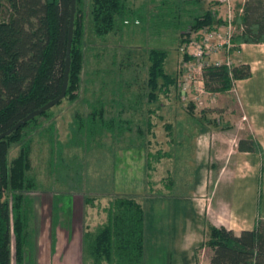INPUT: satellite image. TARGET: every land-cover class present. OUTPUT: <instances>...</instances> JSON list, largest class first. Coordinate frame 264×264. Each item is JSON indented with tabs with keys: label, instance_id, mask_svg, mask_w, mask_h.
<instances>
[{
	"label": "rangeland",
	"instance_id": "1",
	"mask_svg": "<svg viewBox=\"0 0 264 264\" xmlns=\"http://www.w3.org/2000/svg\"><path fill=\"white\" fill-rule=\"evenodd\" d=\"M123 1L126 8L123 21L126 20L127 24L118 19L115 31L101 39L91 33L88 0H82L85 16L78 97L74 101L62 100L59 105H53L49 117L41 120V126L30 137L27 176L33 180L34 187L26 192L31 203L27 207V244L21 264H36L35 254L40 252L30 248L41 243L51 244L53 250L50 254L59 257L50 259L48 264H77L74 259L78 258V236L85 228L93 229L104 219L101 207L114 195L130 196L141 202L148 212L147 230H155L152 204L148 198L166 191L165 184L170 178L174 182L168 189L171 196L190 193V183L196 175L195 168H191L192 163L194 166V137L199 128L208 132L210 137L213 133L207 194L213 191L215 201L230 188L227 182L232 161L227 148L231 138L239 135L233 123L240 120V135L248 131L247 117L243 116L239 106L241 86L237 85L236 89L234 83L230 90L214 91L209 84L205 94L200 96L199 104L182 99L175 89H170L166 95L158 94L153 103L146 102L144 97L147 91L144 85L147 50H165L164 67L166 72L173 74L181 58L178 50L180 33L189 26L192 17L210 10L221 19L224 6L218 0ZM232 2L234 11L238 3L247 9L250 21L263 18L264 23V0ZM251 49L264 50V44ZM236 55H230L233 65L238 63ZM260 65L264 67L262 61ZM255 78L256 74L250 86L253 83L258 91L256 97L250 98L264 104V80L258 82ZM188 103L192 105L190 115L186 110ZM100 104L102 118L119 121L120 127L115 122L113 128L121 132L115 135V132L102 129L85 139L75 130L73 116H83ZM155 106L157 109L147 112L148 108ZM200 116L205 122L197 120ZM147 118L151 124L150 134L145 131ZM164 121L173 126L172 138L179 146L168 141ZM226 130L229 132H224ZM17 150L18 144L10 146L8 160L16 155ZM157 151L174 156L170 160L163 157L158 163L150 159L152 167L145 172L144 155H153ZM224 165L225 168L220 170ZM219 170L222 179H218L214 186L212 182ZM161 178L164 180L160 183ZM261 179L263 197L264 170L260 167L257 172V204ZM84 198L90 199L91 205L84 204ZM80 253L82 264H86L82 246Z\"/></svg>",
	"mask_w": 264,
	"mask_h": 264
},
{
	"label": "trees",
	"instance_id": "2",
	"mask_svg": "<svg viewBox=\"0 0 264 264\" xmlns=\"http://www.w3.org/2000/svg\"><path fill=\"white\" fill-rule=\"evenodd\" d=\"M69 2L0 0V132L58 94L64 67ZM88 5L91 33L98 38L115 31L118 19L123 22L126 12L123 0H88ZM239 7L240 4H235L233 24L236 28L242 26V29L234 35V45L264 44L263 18L250 21L247 9L242 7L241 13H238ZM84 16L82 0H75L67 84L64 96L55 105L62 100L74 101L78 97L83 64ZM219 22L220 18L206 10L195 14L180 34ZM236 47L229 52L233 53L238 49ZM166 55L163 49L150 48L146 52L144 85L147 91L144 97L148 103L155 102L158 94L166 95L170 89L176 90L178 68L173 74L166 72ZM249 76L246 64L233 65L229 71L224 67L209 68L206 85L211 84L214 91H227L233 87L234 81ZM187 105L186 110L191 114L192 105ZM50 108L0 139V264H10L11 257L16 264L22 259L30 203L26 192L34 187L33 180L27 176L29 142L31 135L41 126V120L49 117ZM150 110L153 109L148 108L147 112ZM115 122L120 127L119 121L102 118L101 104L97 108L92 107L83 116H73L75 130L85 139L102 129L118 135L121 131L114 130ZM163 125L168 135L171 124L164 121ZM150 130L147 118L145 131L150 134ZM12 144H18V150L8 160ZM236 149L255 152L262 158L261 147L251 135L238 139ZM145 155V172L152 167L150 159L157 162L165 156L159 151ZM83 203L91 205L92 201L84 198ZM257 205L258 212L259 201ZM101 211L104 213L103 221L81 233L86 264H143V205L133 197L114 195L101 207ZM202 246L211 250L210 264H264V221L256 216L252 229L241 230L237 234L206 223L204 241L199 248Z\"/></svg>",
	"mask_w": 264,
	"mask_h": 264
},
{
	"label": "crops",
	"instance_id": "3",
	"mask_svg": "<svg viewBox=\"0 0 264 264\" xmlns=\"http://www.w3.org/2000/svg\"><path fill=\"white\" fill-rule=\"evenodd\" d=\"M260 45L263 46V44L242 43L238 46V52H236L237 64L248 65L250 72L248 78L235 81V88L237 85L241 86L242 94L240 95L239 106L243 110V116L247 117L248 131L244 135H240L238 130L240 128V120L233 123V128L237 129L236 132L239 135H234L231 138V143L227 148L228 156L232 161V168L229 170L231 173L227 182L230 188H227L225 195L220 198L217 197L215 201L212 196L213 191L207 194L206 186L210 183L207 177L210 172L209 166H211L209 165L210 140H213V133H211L210 137L208 132H204L199 128L194 137L196 141L193 156L194 166L192 163L191 168H195L196 175L195 179L190 183V193L181 197L171 196L168 189L173 186L174 182L170 178L168 183L165 184L166 191L155 193L148 198L149 203L152 204V221L155 230H147L148 212L143 205L145 212L143 264H210L209 256L211 250L205 247L199 248L204 239L203 229L206 222L215 227H224L237 234L241 230L252 229L256 216L264 221L262 179L260 183V207L257 212V172L260 167L262 171L264 170V104L260 103L261 100L250 98L256 97L258 91V88L256 89L253 83L250 86L253 75L256 74L255 81L257 79L258 82L264 80V67L260 65L261 61L264 64V50L256 51L251 49V47ZM242 96H244V99ZM155 109H157L156 106L153 107V110ZM197 120L202 123L205 122L201 116ZM172 131L173 126L171 125V130L168 134L171 140L168 139V141L175 144L177 142L172 138ZM224 132H229V130ZM247 135H251L259 143L262 152L261 159L255 152L238 151L236 149L237 139L245 138ZM164 154V157L169 160L174 156L172 153ZM222 168H225V165L220 170ZM220 170L212 182L214 186L218 179H222ZM244 174H246V177L242 178L241 176ZM247 178L248 180H246ZM162 180L164 179L161 178L158 181L161 183ZM29 202L31 203L30 198ZM26 228L27 223L25 230H27ZM81 233L78 236V258L74 259V261L77 260V264H82V255L80 253V247L82 246ZM26 240L27 237L25 236V243L22 247V259L19 264L23 260V249L27 244ZM70 243H67L68 247ZM31 247L30 250L40 252L35 254L36 264H48L50 259L59 258L50 254L53 249L49 243L47 245H44V243L36 244ZM10 264H16L13 257L10 259Z\"/></svg>",
	"mask_w": 264,
	"mask_h": 264
},
{
	"label": "built area",
	"instance_id": "4",
	"mask_svg": "<svg viewBox=\"0 0 264 264\" xmlns=\"http://www.w3.org/2000/svg\"><path fill=\"white\" fill-rule=\"evenodd\" d=\"M218 1L224 6L220 22L186 30L178 45L181 62L177 70L176 92L182 99L193 103L199 104L200 96L206 92L207 70L224 67L229 71L233 66L230 55L238 52V49L229 52L236 47L232 42L234 35L242 29V26L236 28L233 24L234 4L232 0ZM241 11L242 6L237 9L238 13ZM123 23L127 24V21Z\"/></svg>",
	"mask_w": 264,
	"mask_h": 264
},
{
	"label": "water",
	"instance_id": "5",
	"mask_svg": "<svg viewBox=\"0 0 264 264\" xmlns=\"http://www.w3.org/2000/svg\"><path fill=\"white\" fill-rule=\"evenodd\" d=\"M74 4L75 0H70L69 2V16H68V27H67V34H66V46H65V57H64V67L62 71V81L60 84L59 92L58 94L51 100L47 101L40 107L30 111L25 116L20 118L18 121H16L13 125L8 127L7 129L0 132V139L4 136L8 135L12 131L19 128L21 125H23L26 121L30 120L34 116L39 115L40 113L44 112L45 110L49 109L53 105H55L63 96L67 84V74L69 69V50H70V42H71V35H72V21H73V13H74Z\"/></svg>",
	"mask_w": 264,
	"mask_h": 264
}]
</instances>
